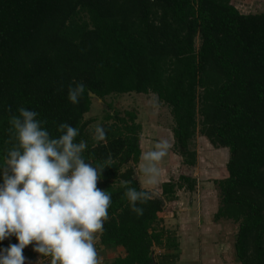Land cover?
Masks as SVG:
<instances>
[{"label": "trees", "instance_id": "16d2710c", "mask_svg": "<svg viewBox=\"0 0 264 264\" xmlns=\"http://www.w3.org/2000/svg\"><path fill=\"white\" fill-rule=\"evenodd\" d=\"M233 1L0 0V161L14 142L9 108L37 111L54 136L61 122L79 128L88 162L111 157L97 184L112 196L99 242L126 250L115 264H154L166 235L159 214L179 190L196 186L180 175L163 185L162 199L151 192L138 205L143 216L131 212L122 182L142 189L137 115L108 114L99 143L86 121L93 97L131 93L154 94L171 109L186 166L196 164L198 134L229 150L215 219L239 224L238 263L264 264V13L242 14ZM73 81L86 86L75 106L67 99Z\"/></svg>", "mask_w": 264, "mask_h": 264}, {"label": "clouds", "instance_id": "9594fccd", "mask_svg": "<svg viewBox=\"0 0 264 264\" xmlns=\"http://www.w3.org/2000/svg\"><path fill=\"white\" fill-rule=\"evenodd\" d=\"M83 82L73 81L67 99L78 105L85 93ZM7 111L8 132L13 143L0 161V264H26L24 250L51 264H100L96 236L104 229L112 203L109 191L98 188L105 166L111 157L93 165L85 159L88 143L78 139L80 130L68 122L56 127L57 135L46 127L39 113L18 107ZM94 142L106 139V129L97 124ZM167 140L155 143L152 150L140 156L139 171L146 185L155 187L161 181L160 163L169 155ZM123 181L124 197L137 217L152 198L150 191L128 187ZM15 237L18 243H11Z\"/></svg>", "mask_w": 264, "mask_h": 264}, {"label": "crops", "instance_id": "0c3cea01", "mask_svg": "<svg viewBox=\"0 0 264 264\" xmlns=\"http://www.w3.org/2000/svg\"><path fill=\"white\" fill-rule=\"evenodd\" d=\"M155 132L156 136L153 138L150 137V139H148L145 136L142 137L140 144L142 153L152 150L155 143L161 140H167L171 144L169 155L165 157L159 165L161 168V181L155 187L146 185L145 177L139 171L140 162L135 168V176L140 181L142 188L152 192L158 198L162 199L163 185L171 181L179 180V175L178 177L174 176L175 178L173 177V179H168L166 178L167 174L163 175L162 173L171 172L172 170H175V168L178 170V166H180L181 170L185 167L192 169L195 166H186L185 158H183L179 153H174L176 142L172 125L165 128L159 127V131L156 130ZM201 147L202 145H199L200 151ZM206 148H208V146ZM224 150L225 148L217 149L216 151L218 152L217 154H214V158L210 157L204 160L203 158L198 157L199 162H201L202 159V163L207 164L210 168H214L223 161ZM218 153H221V155ZM228 162L229 159L227 160V165ZM219 166L222 167V169H220L222 172L221 174L225 177V171L223 170V167L225 166L223 165V162L222 165L220 164ZM195 175L197 177L195 176V179L192 177V179L195 181L197 180L198 183L196 182V184L199 189L201 186L200 179L197 173H195ZM216 179L217 178L214 179V182ZM196 191L197 189L192 193H195ZM182 193H184V195L191 194V192L185 193L183 190L182 192L179 190L177 200L166 202L164 211L159 214V218L161 220L160 228L165 231L166 235L163 246L154 248L155 250H157V248H161V253H154V264H231L232 259L234 258L236 241L232 251H230L231 248L225 247V223L223 221L217 222L215 219V216L220 208L221 200L219 197V201L214 203L210 199L211 196H215L214 194L218 195L219 193L199 191L194 195L184 196L188 198L189 206L187 205V200L183 199L184 197L180 198ZM214 205L216 206L214 207ZM99 234H101V232ZM31 247V245L28 246L27 250L29 251L30 249L31 251ZM101 251L103 256H101L100 252L98 253L100 264H115L118 259H125L127 257V252L123 247L110 249L102 247ZM225 251H228L230 256H225ZM24 255L26 257L27 254L24 253ZM29 256H31L28 258L29 261H38L36 259L39 254L33 252L29 254ZM165 256L168 257V259H164ZM41 259H43V257Z\"/></svg>", "mask_w": 264, "mask_h": 264}, {"label": "rangeland", "instance_id": "374dc122", "mask_svg": "<svg viewBox=\"0 0 264 264\" xmlns=\"http://www.w3.org/2000/svg\"><path fill=\"white\" fill-rule=\"evenodd\" d=\"M233 5L242 13L245 15L249 14H259L264 13V0H234ZM200 47V41H197V48ZM114 113H119L121 117L128 118V113H134L137 115V123L142 126V132H141V138L147 137L150 139V137L156 136V130L159 131V127H170L171 125L174 126L173 117L171 114V109L164 104L160 99L154 95V94H137V93H131V94H123V95H110L106 97L104 100L98 99L96 97H93V105L92 110L89 114L86 115V121L90 122V124L87 127V130L90 134H93L95 126L97 124H101L104 127H106V121L105 117L110 114L114 115ZM200 121V118H199ZM158 133V132H157ZM158 135V134H157ZM208 143V144H207ZM199 145H202L201 151L199 150ZM208 146V148L204 147ZM213 145L201 134H198V137L195 140V144L193 146L194 151L196 149V164L195 167L192 169H189L185 167L183 170H181L180 166H178V170H172L171 172H163V175H166V178L173 179L174 176L178 177V175H188L193 177L194 179L197 177L195 173L198 174V177L200 179V188L198 189V185L195 187L194 191L197 189L196 192H205L209 191L211 193H219V188L217 186V182L222 181L226 175H227V160L230 158V153L228 149H225L223 151V170L225 171V177L222 176V172L220 169H222L220 164L222 165V162L219 163V165H216L214 168H210L207 166V164L199 162V158H203L204 160L208 158H214V154H217L218 151H216L219 148L212 147ZM221 149V148H220ZM221 151V150H220ZM174 153H178V151L175 149ZM221 155V153H218ZM229 154V155H228ZM199 157V158H198ZM209 167V168H208ZM219 167V168H218ZM221 167V168H220ZM167 171V170H166ZM196 176V177H195ZM175 178V177H174ZM216 181L214 182V179ZM178 181V180H175ZM197 182V180H196ZM198 183V182H197ZM183 192L188 193L191 192V194L187 195H194L195 193H192L194 191H190L189 189H182ZM181 190V192H182ZM218 194V195H219ZM184 193H182L180 198H183ZM211 196V201L216 203L219 201L220 195ZM183 199L187 200V205L189 204L188 198L184 197ZM217 205V204H216ZM214 205V207L216 206ZM189 206V205H188ZM181 215V214H180ZM223 221L225 223V247L231 248L230 251L234 248V243L236 241V237L239 231V224H236L232 221ZM217 221V222H220ZM175 226V225H174ZM99 236L98 233L96 236V248L98 253L100 252L101 256H103V253H101V245L99 242ZM16 240V239H15ZM3 247H6L4 242ZM161 248H157V250L154 249V253H161ZM24 253L27 254L26 258L28 259L29 254L33 253L32 247L31 251L27 250V248L24 250ZM233 253V252H232ZM230 256L228 251H225V256ZM36 259V258H35ZM38 260V257L37 259ZM43 261H41L42 264ZM240 264L236 260L235 252H234V258L232 259L231 264ZM110 264V263H108Z\"/></svg>", "mask_w": 264, "mask_h": 264}, {"label": "built area", "instance_id": "2783aa9c", "mask_svg": "<svg viewBox=\"0 0 264 264\" xmlns=\"http://www.w3.org/2000/svg\"><path fill=\"white\" fill-rule=\"evenodd\" d=\"M14 241H15V239L13 237L10 242L14 243ZM5 242H7V244H9V241L6 240ZM41 261H43L42 264H51V258L50 257L49 258H43V259H41ZM41 261L39 262V264H41ZM26 264H38V261L37 262H31L26 258Z\"/></svg>", "mask_w": 264, "mask_h": 264}]
</instances>
